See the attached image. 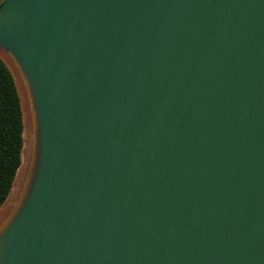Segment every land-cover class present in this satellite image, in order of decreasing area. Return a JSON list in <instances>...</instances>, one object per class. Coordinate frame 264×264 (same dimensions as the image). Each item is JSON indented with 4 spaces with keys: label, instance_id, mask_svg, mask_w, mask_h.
Returning <instances> with one entry per match:
<instances>
[{
    "label": "water",
    "instance_id": "1",
    "mask_svg": "<svg viewBox=\"0 0 264 264\" xmlns=\"http://www.w3.org/2000/svg\"><path fill=\"white\" fill-rule=\"evenodd\" d=\"M0 51V264H264V0H0Z\"/></svg>",
    "mask_w": 264,
    "mask_h": 264
},
{
    "label": "trees",
    "instance_id": "2",
    "mask_svg": "<svg viewBox=\"0 0 264 264\" xmlns=\"http://www.w3.org/2000/svg\"><path fill=\"white\" fill-rule=\"evenodd\" d=\"M23 133V113L16 83L0 59V208L22 163Z\"/></svg>",
    "mask_w": 264,
    "mask_h": 264
},
{
    "label": "bare ground",
    "instance_id": "3",
    "mask_svg": "<svg viewBox=\"0 0 264 264\" xmlns=\"http://www.w3.org/2000/svg\"><path fill=\"white\" fill-rule=\"evenodd\" d=\"M0 54L10 65V68L12 69L14 75L16 76V79L20 81L21 75H20L16 65L12 61V59L9 56H7L6 54H4V52L0 51ZM26 106L27 105L25 103V108H26ZM29 127H30L29 119H28V117H26V131L27 132H28ZM27 132H26V137H25V148L23 151V164L20 167V169L18 170V174H17L16 180H15V183L13 185L10 197L7 200V203L4 205L3 210L0 212V220L3 219V217L6 215L8 208H9L10 204L13 202L15 196L17 195L18 190H19L20 185H21V180H22V177L24 175L25 168H26L25 162L27 161V146H28V138H29V137H27L28 136Z\"/></svg>",
    "mask_w": 264,
    "mask_h": 264
},
{
    "label": "rangeland",
    "instance_id": "4",
    "mask_svg": "<svg viewBox=\"0 0 264 264\" xmlns=\"http://www.w3.org/2000/svg\"><path fill=\"white\" fill-rule=\"evenodd\" d=\"M7 65H8V67L10 68V65H9L8 63H7ZM15 81H16V84H17V88H18V90H19V93L21 94L22 89H23V86H22V84L16 79V77H15ZM22 108H23V116H26V114H27V108H25V104L23 103V100H22ZM26 132H27V131H26V125H25V126H24V133H23V139H24L23 151H24V148H25V137H26ZM27 134H28L27 137H29V138H28V146H27V158L29 159V156H30V148H31V140H32V135H31V132H30L29 129H28ZM22 156H23V155H22ZM28 163H29V161L27 160V161L25 162L26 166L28 165ZM22 164H23V160H22L21 166H22ZM21 166H20V167H21ZM9 197H10V196H9ZM8 199H9V198H8ZM15 199H16V197L14 198L13 202L10 204L8 210L14 205ZM6 203H7V201H6ZM6 203H5V204H6ZM5 204H4V205H5ZM4 205H3L2 208L0 209V212L3 210Z\"/></svg>",
    "mask_w": 264,
    "mask_h": 264
}]
</instances>
